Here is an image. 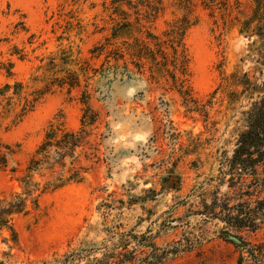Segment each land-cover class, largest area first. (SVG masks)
<instances>
[{
	"label": "rangeland",
	"instance_id": "1",
	"mask_svg": "<svg viewBox=\"0 0 264 264\" xmlns=\"http://www.w3.org/2000/svg\"><path fill=\"white\" fill-rule=\"evenodd\" d=\"M140 44L156 62L132 55ZM70 74L73 88L45 92ZM261 96L264 0H0V196L20 192L50 123L77 132L96 115L76 152L88 171L0 229V262L264 264V212L251 230L210 215L218 197L229 210L264 198L262 181L233 192L220 174Z\"/></svg>",
	"mask_w": 264,
	"mask_h": 264
},
{
	"label": "trees",
	"instance_id": "2",
	"mask_svg": "<svg viewBox=\"0 0 264 264\" xmlns=\"http://www.w3.org/2000/svg\"><path fill=\"white\" fill-rule=\"evenodd\" d=\"M183 32V27L176 30L178 36L183 35ZM176 43L175 46H170L173 59L171 65L183 74L186 62L183 51H178L180 41ZM132 55L137 60H150L152 62H156L157 56L156 53H153L143 44L133 47ZM160 55L162 59L166 58L161 50ZM111 57L115 63H118L120 59L119 52ZM49 62L50 65H53L52 58L49 59ZM165 65L163 62L162 66L165 67ZM126 72L128 73L127 69ZM172 77L174 79V76ZM69 79L59 83L54 80L52 83L56 82V84L49 82L46 86L48 89L45 92L53 85L61 87L66 84L69 89L73 88L77 78L74 74H70ZM245 116V130L239 136L236 149L229 158L225 157L220 162L222 179L224 180L228 176V187L234 189L233 192L238 191L239 187L243 186L241 185L243 180L247 178H250V181L260 180L264 186V178H258L257 173L258 168H260L264 176V96L250 104ZM95 120L96 115L89 108H86L81 118V128L77 132L65 131L61 126L51 123L48 125L42 141L31 154L24 173L16 179L20 192H11L6 196H0V229L9 228V224L14 217L25 215L29 209L37 210L38 199L41 195L59 189L68 183H77L82 179V175L88 171V168L80 165L76 152L77 149L83 148L87 144L86 139L89 134L85 127L92 126ZM11 154L12 152L9 149L7 152L0 153L1 168L7 166L5 156ZM34 175H38L41 180L39 182L34 181ZM219 201V197L218 199L215 198L213 209L218 208L220 211L210 215L222 216L225 219L224 222L235 229H253L247 224H252L251 220H254L257 216V211L264 212V198L261 201H256L253 208H250L249 202H242L239 204V210H229L228 206L225 205L226 203H224V199L218 206ZM223 231L224 238H237L231 236L225 229ZM237 239L239 240V238ZM239 241L242 243V240ZM0 264L3 263L0 262Z\"/></svg>",
	"mask_w": 264,
	"mask_h": 264
}]
</instances>
